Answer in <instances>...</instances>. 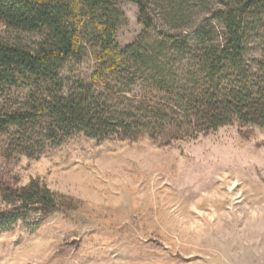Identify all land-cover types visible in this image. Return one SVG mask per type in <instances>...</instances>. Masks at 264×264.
<instances>
[{
  "label": "rangeland",
  "instance_id": "1",
  "mask_svg": "<svg viewBox=\"0 0 264 264\" xmlns=\"http://www.w3.org/2000/svg\"><path fill=\"white\" fill-rule=\"evenodd\" d=\"M187 1L195 28L219 6ZM155 2L150 41L173 33ZM117 5L124 47L145 32L135 4ZM0 38L30 45L37 35L0 22ZM84 43L83 60L59 71L66 84L87 80L96 66L89 35ZM248 54L258 57L256 45ZM146 91L136 85L129 98ZM5 145L0 137V211L12 208L1 193L34 182L55 195L57 208L0 232V264H264V127L235 123L196 138L79 134L38 157L7 156Z\"/></svg>",
  "mask_w": 264,
  "mask_h": 264
},
{
  "label": "trees",
  "instance_id": "2",
  "mask_svg": "<svg viewBox=\"0 0 264 264\" xmlns=\"http://www.w3.org/2000/svg\"><path fill=\"white\" fill-rule=\"evenodd\" d=\"M136 5L145 34L124 47L118 2ZM149 0H0V22L37 35L30 45L0 38V137L7 156L38 157L66 139H157L169 132L196 138L219 128L264 127V0H218L195 28L187 0H156L173 31L150 41ZM90 29V30H89ZM95 44L96 66L87 80L59 77ZM256 58H249L255 47ZM146 85L141 99L129 98ZM178 138V137H177ZM12 208L0 211V232L34 211L57 208L48 189L31 183L1 193Z\"/></svg>",
  "mask_w": 264,
  "mask_h": 264
}]
</instances>
